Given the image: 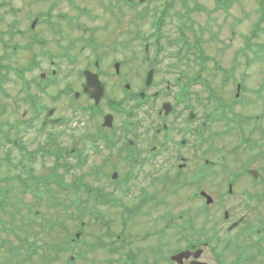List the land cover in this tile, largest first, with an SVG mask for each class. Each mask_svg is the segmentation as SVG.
Wrapping results in <instances>:
<instances>
[{
  "label": "flooded vegetation",
  "instance_id": "af4514ba",
  "mask_svg": "<svg viewBox=\"0 0 264 264\" xmlns=\"http://www.w3.org/2000/svg\"><path fill=\"white\" fill-rule=\"evenodd\" d=\"M25 1L0 0V78L4 84L9 81L19 86L20 95L13 103L29 110L28 114L27 111L22 113L24 128L34 129L37 136L43 134L42 139L47 135L46 141L42 144L40 139L37 148L30 152L44 154L52 158L53 163L49 167L42 166L34 174L24 166L26 154L24 143H21L19 161L22 166H12L18 170L15 175L21 194L14 200L0 196V212L4 213V207H8V218L15 214L30 216L32 212L56 216L55 201L47 195L46 186V183L56 182L55 165L62 166L59 174L62 178L66 169L91 156L87 158L84 149L73 147L71 141L67 148L56 142L57 136L53 137L59 132L71 137L76 130V125L70 123L66 114L68 111L72 114L74 110L70 100L74 98L75 102L83 98L89 101L86 107L80 106L81 111L89 114L93 100L83 90L88 84L89 91L103 85L105 95L93 108V115L89 114L90 118L99 116L97 130L87 134L91 141L101 143L92 148L93 154L101 153L97 157L96 184L92 186L79 181L87 197L83 202L87 204L78 215L105 218L110 217L108 213L117 216L118 220L139 218L134 222L136 227L150 225L141 228V241L155 240L145 243L151 244L144 250L150 253V263L138 250H133L135 258L140 256L142 260L139 264H177L170 259L172 255L182 250L193 253L208 243L195 240L183 247L184 240L178 239L183 241L181 247L176 246L171 252L168 248L165 250L169 226L173 224L169 220L167 202L170 183L192 181L193 190L188 192L187 199L199 202L205 201L201 196V192H205L209 196L219 193L217 197L221 203L231 186L229 198L235 190L234 194L246 202V210L235 219H229L227 211V217L223 213L227 224L225 230L231 232L242 228L241 232L246 235L260 233L262 242L264 225L249 215L264 203V67L257 72L260 78L255 84L248 82L256 77L255 69L253 77L248 70L253 65L264 66V43L255 51L248 38L264 36V30L260 28L264 20H257L256 35L240 36L243 39L239 52L207 56L200 50L195 35L184 34L182 23L176 26L177 40H168L164 36L162 32L168 26L170 4H122L123 0H99L100 4H88L90 1L87 0H29L35 4H25ZM125 1L135 3V0ZM260 3L263 0H257L254 5L264 8ZM178 5L184 16L195 12L188 4ZM217 5L220 4H213ZM145 23L149 24L148 31L143 30ZM135 43L139 44V52L133 48ZM171 46H177L180 52L162 72L164 77L160 85L164 84V87L149 93L154 79L151 86L143 90V77L140 88L131 91L133 74L141 72L146 76L153 70L154 75L162 59L175 58L174 51L168 50ZM78 63L83 66L76 68ZM169 76H172L171 80ZM120 88L124 90V96L119 100L107 94L109 90ZM142 91L144 96L140 94ZM75 93L79 95L75 97ZM58 101L62 106L49 103ZM252 107L256 113L250 112ZM49 110L51 115L46 117ZM140 112L145 115H137ZM107 114L112 115V125L107 130L116 129V116L123 117L116 131L129 147L105 145L102 122ZM218 140L223 144L218 146ZM185 150L192 152L191 157L196 161L192 169L188 166L191 154L185 156ZM248 150L256 155L248 156ZM223 152L222 158L237 166H213L217 153ZM236 155L239 156L234 159ZM169 166H172L171 176ZM30 174L44 184L37 187V193H43L41 198L23 191ZM50 175L52 179L48 180ZM88 175L92 176V173ZM26 196L30 199L26 200ZM126 196L131 198L129 204L124 202ZM181 217L179 215V219ZM156 220L160 221L159 227H156ZM25 229L0 226V264H49L52 261L50 254L40 258L38 247L33 243L35 238L26 234ZM176 230L177 238H183L184 227H176ZM215 235L214 238L221 240L216 232ZM227 240H224V246H227ZM120 243L117 242L113 249L114 264H120L123 259L136 264L132 261L133 247ZM214 255L216 263L221 264L220 257ZM253 256L248 260L252 262ZM82 260L88 262L89 258L84 256ZM191 260L192 257L187 264ZM71 261L77 262L78 258L73 257Z\"/></svg>",
  "mask_w": 264,
  "mask_h": 264
},
{
  "label": "rangeland",
  "instance_id": "374dc122",
  "mask_svg": "<svg viewBox=\"0 0 264 264\" xmlns=\"http://www.w3.org/2000/svg\"><path fill=\"white\" fill-rule=\"evenodd\" d=\"M88 4H100L99 0H87ZM106 1V0H105ZM142 1L140 4H158L161 5V0H136ZM25 4H35L30 3L29 0H26L24 2ZM167 3L170 4L168 7V17H167V24L163 30L164 36L167 37L168 40H177L179 37V33L176 30V26H180L182 23V27L184 29V34L190 36V34L195 35L199 42H200V50L204 55L207 56H218L220 52H226V53H232L234 50L238 49V52L241 50V41L242 39L240 36L249 35L250 30L252 27L256 28V24L258 23V16L260 12V7L256 5V15L254 13V4H257V0H234V4L232 5L229 12L231 13V17L226 18L227 20H223L222 15L215 14L214 11H212L213 8V0H188L187 4H199L202 8L209 11L210 15H205L202 12H194L190 15L189 21L184 20V11L178 4H182L181 0H167ZM105 4V3H104ZM173 4H176V7L173 6ZM256 16L255 21L253 22L254 18ZM246 19L243 22L241 21L240 24L236 23V19ZM123 20H127L126 17H122ZM153 20H155V16L152 17ZM179 20V21H178ZM181 22V23H180ZM189 25V27H188ZM134 27V26H133ZM132 27V28H133ZM149 24L145 23L143 26V30L148 31ZM190 28V30H189ZM231 28V29H230ZM262 29H264V24ZM233 31V32H232ZM209 33H212L214 38H210L208 36ZM201 35V37H200ZM233 44L232 48H230L227 51H222V48L219 47V41L223 42V46L225 47V42L229 44ZM248 42H250V46H252V50H258L259 48L263 47L262 43H264V36L259 35L255 38H248ZM133 48L139 52V44L135 43ZM170 51H174L175 58L172 60L169 59H162L160 63L157 65L158 72L153 75L154 78V85L149 90L150 92H153L156 89H160L161 87H164V84L160 85L161 78L164 77V74H162L163 70L166 68L168 63L171 61H175L178 58V54L180 51H178L177 46H171L168 48ZM191 59V58H190ZM220 60V58H218ZM83 66V63L76 64V68H80ZM263 65H254L250 67L248 70L252 77L254 76V69L256 72L255 78H250L249 83H258V79L260 78V75H257V72H260V70L263 68ZM133 65V69H134ZM141 72H136V74L132 75V82L134 85L133 88L130 87V90H138L140 86L143 84H140V81L142 80ZM168 79H172V76H169ZM143 81V80H142ZM1 88H3V93L0 91V159L2 160V164L0 166V179L4 178L6 176H12L16 173H18V170H14L11 166H9V169L7 171V168H5L6 164L3 160L6 155H9L10 159L14 164L18 163L21 159V153H19L18 149L16 147H13L10 141H6L5 137H10L12 139H21L22 142L25 144L27 151H32L37 148V143L41 139V143L43 144L46 141V138H43V134L40 136H37L34 129H30L29 131L26 130L23 126V111H27V114L29 113L28 108L25 106H16L12 103V100L17 98L18 95H20L19 92V86L17 84H14L12 82L7 81L4 85H0ZM124 90L123 89H116V90H109L107 94L117 100L122 98L124 96ZM72 102V107L75 109L73 110L72 114H70V111L66 113V111L63 114H67L68 118L70 117V123L75 126L76 130L72 133V136L69 137V134H63L58 133L53 137V139L56 137V142L63 143L66 145L65 147H69L70 141L73 147L84 149V152L87 153V158H90L87 160V164L83 166L82 168H72V170L69 173H65L64 178L66 183H73L74 181H82L83 184L85 182L91 183L92 186H94L96 183L94 180L97 178V165L99 163V159L97 158L100 154H93V146H100L101 143L91 141L88 139L87 134L91 135L97 130L96 125L98 122L99 116H94L93 118H90L89 114L87 112H83L80 110L81 107H86L89 101L84 100L83 98H78L74 102L73 100H70ZM50 104H58L61 105V101L51 103ZM257 103V102H256ZM44 105L48 106L49 104L43 103ZM256 105V104H255ZM62 106V105H61ZM101 107L103 108V104H101ZM255 107V106H254ZM254 107L251 108L250 112H254ZM259 111V108L257 109V112ZM154 111H152L153 113ZM256 113V112H254ZM137 115H145L143 112L137 113ZM26 118V117H25ZM122 116H116L115 124L116 129L115 133L116 135H119L116 131L118 129V125L122 120ZM264 122V120H263ZM106 133L111 134L112 131L104 129ZM58 132V131H56ZM40 137V138H39ZM39 138V139H38ZM53 143V141H52ZM54 144V143H53ZM223 144L221 140L217 141V145L220 146ZM185 156L187 154L191 158L188 166H190V169H192V165L196 162L194 161V158L192 152H189L188 150L184 151ZM248 156L256 155V153H253L251 150H248L247 152ZM103 154V153H102ZM169 154L166 156L168 157ZM221 156H225V153H217L215 159H219ZM239 155L234 156V159H237L236 157ZM225 163L217 164L215 166H237L236 164L231 163L229 160H223ZM218 162V160H217ZM23 163L26 165H30L31 170L34 174H37L42 169V164L44 163L47 167L52 166V161L47 157L44 161H41L39 156L35 158V161L30 164V162L27 161V158L23 160ZM168 163H171V161H168ZM264 164V163H263ZM108 167H111L110 164L107 165ZM126 166H129L126 164ZM46 167V168H47ZM57 173H61V171L56 170ZM89 173H92L91 175H88ZM172 175V169L170 168V176ZM191 175V172L189 176ZM15 177V176H14ZM16 179V178H15ZM52 179V175L48 177V180ZM16 181H18L16 179ZM16 181H11L9 183L6 182H0V186H11L12 192L8 194L9 199L14 200L15 197L13 196V193H18V183ZM180 183H174V186L176 188H172L173 190L170 191L168 195V212H169V220L174 222V219H176L177 215L182 214V217L180 220L175 221V225L169 226L168 231V238L166 239L165 243V250L166 248L169 249V252L172 251V249L176 246L181 247L183 244V241H179L178 239L184 240V246L186 247L188 243H191L195 240L201 241L202 243L207 242V246L201 245L203 249V254L201 257L202 261H206L209 264H217L215 261V255L217 254L219 257L222 255L224 259V264H247L245 261L249 259L254 254V260L252 261L253 264H263L264 262V240L260 242V236L262 234L260 233H251L250 235H246L241 232V229H236L231 232H227L225 229L227 227L226 222L223 220V213L224 211H227L229 213L230 218L229 219H235L239 217V213H243L246 208L245 204L246 202L240 198L239 195L234 194L235 190L232 191V197L229 198V194L226 193V197L224 198V201L220 203L217 194L211 195L213 198L212 205H205V201L201 200L199 201H189L187 199V194L189 191L193 190V185L189 183L188 185H183V188H179ZM222 185V184H221ZM21 194V193H20ZM43 193H37L36 196L38 198H41ZM231 195V194H230ZM82 198H85V193H82ZM64 197L68 200V202H71L72 199H74V196L71 191H67L65 194L59 195V199L63 200ZM133 197H136L135 195ZM87 198V197H86ZM26 200H29L30 197L26 196ZM129 201H131V198L129 196H126L124 198V202L126 204H129ZM8 207H4V210H7ZM12 209V207H11ZM257 209V208H256ZM71 211H75V207L73 206L71 208ZM177 214V215H176ZM54 214L52 213V216ZM110 217H105L104 223H109L110 231L108 237L101 236V232L105 231L103 230V223L93 221L92 219H88L89 225L84 227L83 229H77V221L72 219L65 220V229L63 231L59 230L58 227H55L54 231L51 233L47 232V229L45 228L43 232H39L37 234H34V231H37L39 229V226H33L31 235L32 237L38 238V240L46 239V241L49 242H56L59 241L60 238H66L68 235H71L73 232H80L79 241L75 249L78 248H88V254H89V261L87 263L83 262H77L75 264H114L113 262L108 260H111L113 256H111L106 250L105 243L110 242V240H113L114 234L116 236L117 233L123 232V234L128 238V242L125 243V247L128 245L132 246V261H135V263H140L142 260L139 257L135 258V255L133 253V250H138L142 256H145L147 258V263H150V253L148 251L144 252V250H148L149 246L151 244L145 245V243H151L155 242V240L152 241H141L142 236V227H150L149 224L142 225V226H135L134 222L139 220H133L132 218H129L126 220L125 224L122 225L121 222L118 220L117 216H112L107 213ZM1 216L3 219L8 220L7 215L5 213H1ZM61 218H63L61 215H57ZM250 217L258 219L259 223L264 225V203L261 204V206L256 210L250 213ZM54 218V217H52ZM124 220L125 218H120ZM84 220H87V217H85ZM191 223H187L190 222ZM36 221L40 222L39 219H36ZM157 222L156 227L160 226V221H154ZM178 224V225H176ZM216 224V225H214ZM176 227H184V234L186 235V238L178 237L175 235ZM145 230V229H144ZM216 230V231H214ZM215 232L217 233V236L221 238V240H218L217 237L214 238ZM73 237V234L71 238ZM111 237V239H110ZM10 238V237H8ZM228 239L227 246H224V240ZM231 240V242H230ZM12 242V241H10ZM118 242H120L118 240ZM115 245L117 243H114ZM121 246H123L120 243ZM145 245V246H144ZM144 246V247H143ZM130 250V249H128ZM263 254V255H262ZM216 255V256H217ZM64 255H59L57 257V261L54 262V264H65L64 261ZM239 258H243V260H239ZM253 258V257H252ZM165 263V262H163Z\"/></svg>",
  "mask_w": 264,
  "mask_h": 264
},
{
  "label": "water",
  "instance_id": "95a60500",
  "mask_svg": "<svg viewBox=\"0 0 264 264\" xmlns=\"http://www.w3.org/2000/svg\"><path fill=\"white\" fill-rule=\"evenodd\" d=\"M151 82V73H148L147 79H146V85L148 86ZM90 88V85L88 84L84 88V92H87L91 98L95 99V103L97 104L99 99L103 96L104 90H103V85L99 89H95L94 91H89L88 89ZM111 125V116L107 115L104 117V122L103 126H110ZM78 236V235H77ZM200 252H197L194 254V257L197 258L199 256ZM189 254L186 252H181L177 254L176 256L173 257V259L178 260L179 262L181 261L182 258H188ZM190 264H206L198 261H192Z\"/></svg>",
  "mask_w": 264,
  "mask_h": 264
},
{
  "label": "trees",
  "instance_id": "16d2710c",
  "mask_svg": "<svg viewBox=\"0 0 264 264\" xmlns=\"http://www.w3.org/2000/svg\"><path fill=\"white\" fill-rule=\"evenodd\" d=\"M6 163H7V165H9V161L8 160L6 161ZM0 165H1V161H0ZM41 229H43V227Z\"/></svg>",
  "mask_w": 264,
  "mask_h": 264
}]
</instances>
